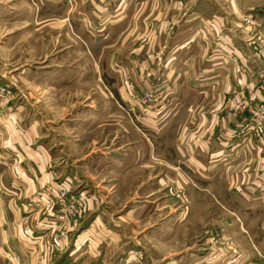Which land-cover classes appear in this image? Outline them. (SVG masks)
<instances>
[{"label": "crops", "instance_id": "1", "mask_svg": "<svg viewBox=\"0 0 264 264\" xmlns=\"http://www.w3.org/2000/svg\"><path fill=\"white\" fill-rule=\"evenodd\" d=\"M97 1L108 25L115 27L92 37V42L112 40L106 70L102 69L111 97L107 104L113 106L114 123L123 115L115 114L118 105L138 124L144 146L136 150L134 144L130 152L136 156L139 151V163L134 157L129 164L117 163V184L97 170L100 161L115 162L110 153L74 169L57 167L54 156L37 143L40 134L34 119L25 121L18 110L1 115L0 264H8L12 256L19 264H125L131 248L118 234L126 231L125 220L136 208L131 204L120 215L113 208L128 201L118 189L131 179L138 184L128 183V189L142 188L140 210L152 203L159 210L168 201L179 228L184 220L193 221L188 225L203 220L206 230L219 226L217 240L224 245L234 224L236 264L252 262H245L246 246L264 262V142L249 139L243 115L226 102L232 88L264 84V52H256L257 40L240 29L245 14L258 21L261 8L255 0ZM133 11L139 13V35L133 34ZM121 23L123 30L117 34L114 30ZM129 84L158 96L150 111L140 110ZM102 170L110 172L107 166ZM45 184H64L84 195L87 224L81 221L72 227L52 210H31L29 200ZM212 219L217 226L206 222ZM65 227L67 242L58 236ZM99 227L105 236L96 233ZM211 235L210 231L206 237L209 245Z\"/></svg>", "mask_w": 264, "mask_h": 264}, {"label": "rangeland", "instance_id": "2", "mask_svg": "<svg viewBox=\"0 0 264 264\" xmlns=\"http://www.w3.org/2000/svg\"><path fill=\"white\" fill-rule=\"evenodd\" d=\"M255 1L261 8L259 15L255 13L258 21L254 15L246 13L240 29L251 40H257L258 45L253 44L254 50L261 53L264 52V0ZM101 4L97 0H0V116L18 110L25 121L34 119L40 134L37 143L54 156L57 167L63 165L74 169L98 156L102 160L103 155L110 153L108 156L115 164L100 161L97 170L103 176H112L113 183L117 184L120 171L114 166L129 164L133 157L139 163V151L134 156L135 151L130 152V147L137 144L136 150H139L144 142L139 137L138 124H134L121 107L115 106V114L117 111V114H123L117 118V123L111 118L113 106L107 104L111 97L105 89L107 83L102 69L106 70L111 50L108 42L112 43V40L104 43L94 39L92 42L93 36L106 34L109 26ZM130 14L136 20L132 22L133 34L139 35V13L133 11ZM118 26L114 30L117 34L123 30L122 23ZM98 57L106 58L102 59L104 65ZM134 99L140 110L147 113L156 104L158 96L154 93L147 109H144L145 102L139 101L140 97ZM104 166L110 172L102 170ZM128 183L136 186L138 181H125L118 191H124L130 198L125 197L128 201L118 202L113 208L117 215L131 204L136 208L133 216L125 220L126 231L117 233L119 241L131 248L125 264H236L239 253L234 224L227 232L226 245L217 240L219 226L206 230L203 220L196 222L197 225H188L193 221L184 220V225L179 228L172 218L170 202L163 201L159 210L155 209L154 203L148 204V210H140L138 196L142 188L128 189ZM148 183L152 185L151 180ZM48 185L55 186L45 184L42 187ZM153 188V195H157L155 186ZM176 191L182 194V191ZM146 211H149L147 216ZM88 217L81 220L82 225L87 224ZM206 222L218 225L214 219ZM210 231L211 245L206 242ZM96 233L105 236L101 227ZM88 237L85 235L86 243ZM245 248V262L252 260L250 264H264L247 250L249 246Z\"/></svg>", "mask_w": 264, "mask_h": 264}, {"label": "built area", "instance_id": "3", "mask_svg": "<svg viewBox=\"0 0 264 264\" xmlns=\"http://www.w3.org/2000/svg\"><path fill=\"white\" fill-rule=\"evenodd\" d=\"M129 93L133 98L140 97L139 101L147 103L154 98L150 90L139 92L132 85H128ZM1 91V88H0ZM226 102L243 115V127L249 133V139L264 142V84L245 85L232 88ZM29 207L33 211L52 210L55 217L62 223L76 226L85 217L86 197L79 193H73L67 185H48L39 189L38 193L29 200ZM58 236L62 241H68V229L61 228ZM8 264H19L17 258L12 256Z\"/></svg>", "mask_w": 264, "mask_h": 264}]
</instances>
